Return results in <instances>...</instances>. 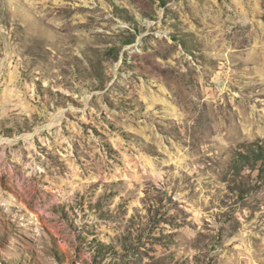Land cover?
<instances>
[{
    "label": "rangeland",
    "instance_id": "obj_1",
    "mask_svg": "<svg viewBox=\"0 0 264 264\" xmlns=\"http://www.w3.org/2000/svg\"><path fill=\"white\" fill-rule=\"evenodd\" d=\"M0 264H264V0H0Z\"/></svg>",
    "mask_w": 264,
    "mask_h": 264
}]
</instances>
